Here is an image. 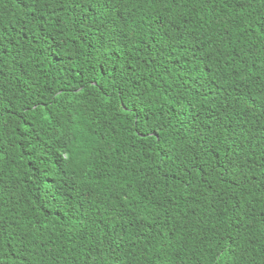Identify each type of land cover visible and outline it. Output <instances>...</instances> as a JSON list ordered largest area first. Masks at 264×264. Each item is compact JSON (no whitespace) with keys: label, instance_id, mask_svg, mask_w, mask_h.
I'll list each match as a JSON object with an SVG mask.
<instances>
[{"label":"trees","instance_id":"1","mask_svg":"<svg viewBox=\"0 0 264 264\" xmlns=\"http://www.w3.org/2000/svg\"><path fill=\"white\" fill-rule=\"evenodd\" d=\"M0 264H264V0H0Z\"/></svg>","mask_w":264,"mask_h":264}]
</instances>
